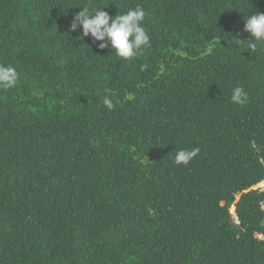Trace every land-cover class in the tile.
Returning <instances> with one entry per match:
<instances>
[{
	"label": "trees",
	"instance_id": "1",
	"mask_svg": "<svg viewBox=\"0 0 264 264\" xmlns=\"http://www.w3.org/2000/svg\"><path fill=\"white\" fill-rule=\"evenodd\" d=\"M262 179L264 0H0V264H264Z\"/></svg>",
	"mask_w": 264,
	"mask_h": 264
},
{
	"label": "clouds",
	"instance_id": "2",
	"mask_svg": "<svg viewBox=\"0 0 264 264\" xmlns=\"http://www.w3.org/2000/svg\"><path fill=\"white\" fill-rule=\"evenodd\" d=\"M232 99H233V97H232ZM261 182H263V184H264V179H262V180H260L259 182H257V183L252 187V189H260V190H263V191H264V189H263L264 185H263V186H259V185H258V184L261 183ZM240 196H241V193L238 194V199L240 198ZM230 220H231V221H234V222L237 223V224L240 223V218H239V215H238V213H237V211H236V206H235L234 204L231 206V210H230ZM258 237H259L260 239H264V234H260V235H258Z\"/></svg>",
	"mask_w": 264,
	"mask_h": 264
},
{
	"label": "water",
	"instance_id": "3",
	"mask_svg": "<svg viewBox=\"0 0 264 264\" xmlns=\"http://www.w3.org/2000/svg\"><path fill=\"white\" fill-rule=\"evenodd\" d=\"M258 185H259V186H263L264 184H263V182H261V183H259Z\"/></svg>",
	"mask_w": 264,
	"mask_h": 264
},
{
	"label": "rangeland",
	"instance_id": "4",
	"mask_svg": "<svg viewBox=\"0 0 264 264\" xmlns=\"http://www.w3.org/2000/svg\"><path fill=\"white\" fill-rule=\"evenodd\" d=\"M263 189H264V187H263Z\"/></svg>",
	"mask_w": 264,
	"mask_h": 264
}]
</instances>
